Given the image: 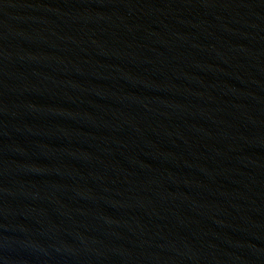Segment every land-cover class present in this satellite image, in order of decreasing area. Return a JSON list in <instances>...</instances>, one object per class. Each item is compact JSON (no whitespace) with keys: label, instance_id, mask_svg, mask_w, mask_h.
<instances>
[{"label":"water","instance_id":"obj_1","mask_svg":"<svg viewBox=\"0 0 264 264\" xmlns=\"http://www.w3.org/2000/svg\"><path fill=\"white\" fill-rule=\"evenodd\" d=\"M0 264H264V0H0Z\"/></svg>","mask_w":264,"mask_h":264}]
</instances>
